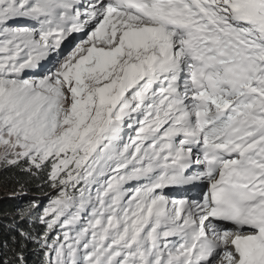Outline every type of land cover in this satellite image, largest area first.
I'll list each match as a JSON object with an SVG mask.
<instances>
[{"label": "snow or ice", "instance_id": "6c2138e0", "mask_svg": "<svg viewBox=\"0 0 264 264\" xmlns=\"http://www.w3.org/2000/svg\"><path fill=\"white\" fill-rule=\"evenodd\" d=\"M0 166V264H264V0H0Z\"/></svg>", "mask_w": 264, "mask_h": 264}, {"label": "trees", "instance_id": "16d2710c", "mask_svg": "<svg viewBox=\"0 0 264 264\" xmlns=\"http://www.w3.org/2000/svg\"><path fill=\"white\" fill-rule=\"evenodd\" d=\"M20 176L14 170L0 168V232L6 231V226L18 220L19 210L27 206L32 199L47 203L48 193L41 192L33 184H28L24 192L17 191L16 177ZM21 180L24 178L21 176ZM49 193L52 190H48ZM22 223V222H21ZM32 264H36L37 257H30Z\"/></svg>", "mask_w": 264, "mask_h": 264}, {"label": "rangeland", "instance_id": "374dc122", "mask_svg": "<svg viewBox=\"0 0 264 264\" xmlns=\"http://www.w3.org/2000/svg\"><path fill=\"white\" fill-rule=\"evenodd\" d=\"M2 166H0V168H1Z\"/></svg>", "mask_w": 264, "mask_h": 264}]
</instances>
